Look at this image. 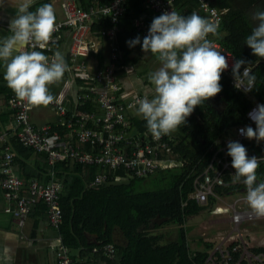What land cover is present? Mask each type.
Masks as SVG:
<instances>
[{
	"label": "built area",
	"instance_id": "1",
	"mask_svg": "<svg viewBox=\"0 0 264 264\" xmlns=\"http://www.w3.org/2000/svg\"><path fill=\"white\" fill-rule=\"evenodd\" d=\"M146 7L154 14L177 11L175 0H144ZM200 11L212 22L220 24L225 10H220L211 4L210 0H198ZM127 0H114L110 4L82 7L76 0H61L59 11L54 9L58 30L53 34L48 48L32 49L43 51L50 60L59 51L68 66L64 73L63 83L59 91L53 95L54 102L47 107L54 110L57 121L55 127L50 123L37 125L32 121V110L26 102L20 101L14 92L9 96L7 107L14 115L17 139L23 146L31 148L34 157L43 156L47 159L51 170V181L42 184L37 180L26 182L15 174L13 163L16 152L7 141L5 134H0V154L2 162L0 181L4 199L11 204L6 210L12 212L14 221L22 230L34 207L42 204L46 208L50 226L60 231L63 223L61 195L64 189L55 167L63 162L72 161L76 164L98 167L95 177L88 183L90 188L98 189L109 182L128 180L118 175L123 172L126 177L138 180L148 179L157 171L181 168L183 164L171 158L173 154L172 139L165 135L160 139L144 131L138 135L132 134V122L128 114L138 106L137 94L124 91L120 85L119 66L121 52L118 46V36L122 30V21L128 19L135 31L143 36L148 34L150 24L145 15L128 16ZM183 15V14H181ZM104 26L95 30V25ZM92 37L104 39L109 44V63L96 71L94 76H87L89 60L95 53ZM209 39V38H208ZM212 46L228 57L229 68L224 74L231 87L245 94L252 100V93H245L235 87L231 66L237 57L217 40L209 39ZM252 69V68H251ZM125 74L133 72L131 68H123ZM243 69L241 70V72ZM253 71V69H252ZM72 109H67V104ZM94 104L96 109L86 112L83 108ZM257 104L254 103L244 114L245 124L238 125L228 134L215 140L205 151L206 167L194 180V191L188 199L196 201L201 206H207L210 198L216 200L214 213L217 216L231 211L227 220L234 223L233 230L220 233L215 247L210 250L203 264H264V251H256L264 247V235L259 239L250 236V231L243 229L242 224L264 221L258 217L249 206L246 196L247 189L243 181L235 182V170L231 167V157L227 155L229 141H238L250 148L248 156H256L264 163V141L249 140L239 134V129L255 123L248 113ZM63 130V132L60 131ZM246 147V146H245ZM260 162V163H261ZM260 182H264V179ZM240 188L239 191L227 193V189ZM234 194L240 198L233 203L227 199ZM186 203L182 204L184 207ZM255 233H258L257 231ZM116 245L112 242L97 245L94 254H101L104 264L115 261ZM196 259V253L191 255ZM70 248L63 243L59 235L57 249V264H75ZM199 264V263H196Z\"/></svg>",
	"mask_w": 264,
	"mask_h": 264
},
{
	"label": "trees",
	"instance_id": "2",
	"mask_svg": "<svg viewBox=\"0 0 264 264\" xmlns=\"http://www.w3.org/2000/svg\"><path fill=\"white\" fill-rule=\"evenodd\" d=\"M112 1L114 0H97L91 5H105ZM210 1L213 6L226 12L219 24L218 35L210 34L208 38L220 42L237 59L250 62L249 67L253 69L257 78L252 97L264 104V58H257L244 44L246 37L255 27L253 14L264 11V0ZM175 3L177 11L182 14L185 11L187 16L196 13L206 18L199 10L198 0H175ZM43 4L48 2L41 3L31 10L35 11ZM126 7L128 16L145 14L149 16L147 19L149 23L154 18L144 0H127ZM104 26H107L106 22L95 25L94 29L100 30ZM119 45L122 46L120 42ZM119 66L124 65L119 63ZM220 83L222 91L218 95L224 98L225 108L216 110L210 98L195 108L184 126L168 135L174 144L171 158L181 162L183 164L181 168L157 171L155 175L144 180L129 178L120 172L118 175L128 180L109 182L101 188L94 189L90 188L88 183L95 177L98 167L76 164L72 161L60 163L55 167L59 177L68 174L63 175L64 189L60 201L63 223L59 232L64 244L72 250L84 248L86 250H82V255L89 254L97 245L112 242V229L119 226L127 237L128 244L125 247L116 245L115 261L112 264L204 263L216 242L203 240L202 250H191L187 244L184 223L187 217L201 214L208 205L215 208L217 202L210 198L207 206H201L188 197L194 191L196 176L206 167L207 157L204 156L206 149L230 128L244 124V114L251 106L249 98L231 87L229 79L224 74ZM95 109L94 104L83 108L86 112ZM60 131L63 132L62 129ZM244 146L249 152L248 145ZM30 150L33 154L31 148ZM44 161L50 175L52 168L46 158ZM263 179L264 163L261 162L257 169V180L260 182ZM147 183H151L155 188L150 189ZM239 190L240 188H231L226 192L235 193ZM183 203H186L184 207ZM171 226L176 227L178 238L176 241L163 243L160 232ZM87 234L97 235L99 242L88 244ZM256 251H264V247L257 248ZM193 253H196V259H192ZM94 259L97 264H104L101 254H95Z\"/></svg>",
	"mask_w": 264,
	"mask_h": 264
},
{
	"label": "clouds",
	"instance_id": "3",
	"mask_svg": "<svg viewBox=\"0 0 264 264\" xmlns=\"http://www.w3.org/2000/svg\"><path fill=\"white\" fill-rule=\"evenodd\" d=\"M35 2L7 0L15 14L8 25L11 35L0 39V61L5 67L4 79L20 101L30 107H47L55 99L50 86L62 81L68 66L59 51L50 60L43 51L27 50L29 46L48 48L58 30L52 5L43 4L32 11ZM3 4L4 0H0V7ZM252 19L255 27L244 44L257 58H264V11L255 12ZM218 28V22L196 13L185 16L172 10L153 18L142 42L139 36L126 41L130 48L139 44L143 52L155 55L161 65L148 77L153 86L152 98L145 95L137 101V114L146 121L154 138L179 130L197 106L222 91L220 81L229 68L228 57L208 39L210 34L218 35ZM249 65L244 59H236L231 66L235 87L245 93L256 89L257 78ZM248 115L256 127H242L239 134L249 140L264 141V104H257ZM227 155L235 170V182L242 180L247 189L250 208L256 216L264 217V182L257 180L261 159L249 157L246 147L238 141L228 142Z\"/></svg>",
	"mask_w": 264,
	"mask_h": 264
},
{
	"label": "crops",
	"instance_id": "4",
	"mask_svg": "<svg viewBox=\"0 0 264 264\" xmlns=\"http://www.w3.org/2000/svg\"><path fill=\"white\" fill-rule=\"evenodd\" d=\"M60 1L61 0H36L32 8L37 7L41 3L48 2V4L52 5L53 9L59 11L58 6ZM76 1L85 8H89L91 4L97 2V0ZM186 13L187 12L183 11V15ZM14 14V9L8 5L7 0H4L3 7H0V39L11 35L8 30V25ZM151 14L153 17L158 16L154 15L152 12ZM146 16L148 19L149 16ZM137 36L141 38L142 42L144 36L138 34L132 23L128 19H125L117 40L121 52L120 64L122 63V65H124L120 66L122 70L119 73V82L124 91L137 94L140 98L147 95L148 98L151 99L150 89L153 86L150 84L148 77L150 73L158 70L161 65L155 55L150 52H143L139 44L131 48L128 46L126 41L134 39ZM119 42L122 45L121 47ZM91 43L95 47V53L89 60L87 72L89 78H92L97 70L104 68L109 63L110 57L109 44L104 39L92 37ZM123 68H131L133 72L125 74ZM4 72V64L0 61V134H5L7 136V141L13 146L16 152L13 163L14 172L26 182L37 180L42 184H48L51 181V177L49 175L50 170L48 172L46 161H44L45 157H34L30 148H26L18 142L14 115L7 107L8 97L13 91L8 87L4 79ZM62 83L63 79L58 84L50 86L52 95H55L59 91ZM217 99H219V109L216 107ZM223 99L224 98L220 95H216L211 99L212 105L216 110H223V108H225L226 104ZM254 100L257 99L252 97V100H250L251 105L254 103ZM72 107L73 105L71 103L67 104L68 110L72 109ZM137 109L138 106L132 109L128 114L132 122V134L134 135H138L144 131L149 132L146 121L142 116L137 114ZM31 116L33 123L37 125L50 123L55 127L57 121L54 110L44 106L34 107ZM233 128H230L228 131H232ZM228 131L224 133V135L228 134ZM1 162L2 154H0V168ZM63 175L66 176L68 174L60 175L59 179L61 182L65 178ZM9 206H11V204L3 197L0 181V264H57V249L59 246V235L61 234L50 226L45 206L39 204L33 208L26 222V226L22 230L15 223L13 213L6 210ZM163 232L165 231L161 230L160 232V235L163 236V243L173 242L178 238L177 235L175 239L166 240ZM111 237L112 243L115 245L125 247L128 244V239L119 226L112 229ZM86 241L88 244L98 243L99 237L95 234H87ZM189 246L194 247L191 250L199 249L197 243L195 245L191 243ZM82 250L86 249H70L71 255L76 261L75 264L98 263L94 259L95 254L93 252L82 255Z\"/></svg>",
	"mask_w": 264,
	"mask_h": 264
},
{
	"label": "rangeland",
	"instance_id": "5",
	"mask_svg": "<svg viewBox=\"0 0 264 264\" xmlns=\"http://www.w3.org/2000/svg\"><path fill=\"white\" fill-rule=\"evenodd\" d=\"M149 184V183H147ZM150 189H154V185L149 184ZM240 198V194H234L232 198L227 199L228 203H233ZM208 208L203 211L201 214L187 217L184 223V227L187 230L186 239L189 244L193 243L194 245L197 243L199 249H203V245L201 242H213L217 241V236L220 233L228 232L233 230V222L227 220V217L232 216L231 211H226L224 214L217 216L214 213V206H207ZM250 206H244V208H249ZM243 229H247L250 231V236H257L259 239L264 235V221L260 222H248L242 224ZM261 230V231H260ZM165 239H175L178 235L177 229L175 226L168 227L164 229ZM258 233H255V232ZM191 247V246H189ZM194 247H191L193 249ZM197 248V247H195ZM195 251V250H194Z\"/></svg>",
	"mask_w": 264,
	"mask_h": 264
},
{
	"label": "flooded vegetation",
	"instance_id": "6",
	"mask_svg": "<svg viewBox=\"0 0 264 264\" xmlns=\"http://www.w3.org/2000/svg\"><path fill=\"white\" fill-rule=\"evenodd\" d=\"M218 104H219V99H217V106H216L217 108H218ZM218 109H219V108H218Z\"/></svg>",
	"mask_w": 264,
	"mask_h": 264
}]
</instances>
